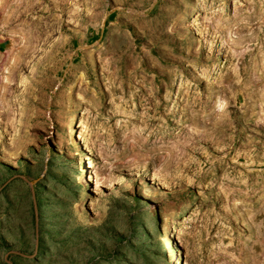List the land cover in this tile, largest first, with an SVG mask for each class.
Wrapping results in <instances>:
<instances>
[{
    "label": "rangeland",
    "instance_id": "obj_1",
    "mask_svg": "<svg viewBox=\"0 0 264 264\" xmlns=\"http://www.w3.org/2000/svg\"><path fill=\"white\" fill-rule=\"evenodd\" d=\"M0 264H264V0H0Z\"/></svg>",
    "mask_w": 264,
    "mask_h": 264
},
{
    "label": "bare ground",
    "instance_id": "obj_2",
    "mask_svg": "<svg viewBox=\"0 0 264 264\" xmlns=\"http://www.w3.org/2000/svg\"><path fill=\"white\" fill-rule=\"evenodd\" d=\"M79 115L80 114L77 112L76 114H73L71 116L70 121H69V125H68V137L72 140L78 141V143L81 144L82 142H81V138L79 137V130H78ZM87 169L91 170L89 179L95 180L96 179L95 177L98 176L97 175L98 173H97V169H95V164L93 163L92 160H90L89 165L87 166ZM96 182H97V184H99L98 179L96 180ZM170 237L174 240L177 239L176 238L177 236L173 235V234H171Z\"/></svg>",
    "mask_w": 264,
    "mask_h": 264
}]
</instances>
